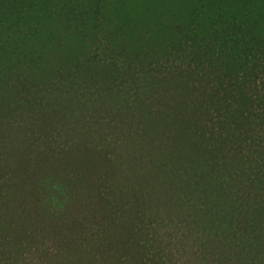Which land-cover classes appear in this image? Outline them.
<instances>
[{
    "label": "trees",
    "instance_id": "trees-1",
    "mask_svg": "<svg viewBox=\"0 0 264 264\" xmlns=\"http://www.w3.org/2000/svg\"><path fill=\"white\" fill-rule=\"evenodd\" d=\"M0 264H264V0H0Z\"/></svg>",
    "mask_w": 264,
    "mask_h": 264
}]
</instances>
